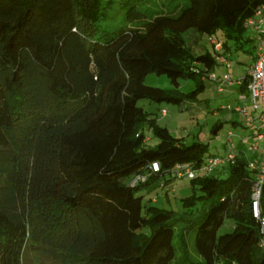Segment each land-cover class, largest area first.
<instances>
[{
    "label": "trees",
    "instance_id": "16d2710c",
    "mask_svg": "<svg viewBox=\"0 0 264 264\" xmlns=\"http://www.w3.org/2000/svg\"><path fill=\"white\" fill-rule=\"evenodd\" d=\"M151 1L0 0V264H21L26 245L53 264H190L181 235L176 257L171 211L136 192L169 185L177 164L197 169L209 154L136 102L205 105L197 94L217 64L202 38L254 59L242 24L262 0ZM148 72L172 89L145 85ZM180 78L194 88L179 92ZM248 161L236 150L227 178H189L208 203L193 226L201 264H264V178L254 216ZM225 218L232 229L216 234Z\"/></svg>",
    "mask_w": 264,
    "mask_h": 264
},
{
    "label": "rangeland",
    "instance_id": "374dc122",
    "mask_svg": "<svg viewBox=\"0 0 264 264\" xmlns=\"http://www.w3.org/2000/svg\"><path fill=\"white\" fill-rule=\"evenodd\" d=\"M151 2L157 3L158 0ZM164 9H173L184 4L183 0H170L162 2ZM159 4V3H157ZM246 33L252 36L250 31ZM253 38V37H252ZM202 40L207 43L206 37ZM231 45L229 51L225 52L228 56L231 65L229 68L216 67L215 74L225 73L229 75L230 81H224L220 84V90L217 89L219 84H215L207 77H203V90L197 94V99L205 102V105L195 109L187 107V102L181 104H172L169 102L154 103L148 99H138L136 105L141 107L148 113L149 117L154 118L156 124L163 126L174 137L181 138L185 144L192 141H199L206 145V153L209 155H221L225 153L226 145V131H231L233 136L231 141L236 145L238 143L235 134L240 132L247 135V130H243L240 124L243 125V118L231 109H225V104L234 106H242L244 103L236 98L234 95L237 82L235 79L243 76L247 70V63L250 55L241 48L234 49L231 40H228ZM251 43L248 44V46ZM255 45V40H253ZM211 48H209L210 50ZM253 51V49H252ZM254 46V55H255ZM253 53V52H252ZM255 57V56H254ZM253 60V59H252ZM143 83L149 86H155L162 89H172V84L164 75H156L153 72H148L143 77ZM194 88V81L191 78L178 79L177 90L179 92H189ZM249 109V106L245 104ZM214 111V112H213ZM163 112V113H162ZM235 120V124H231V120ZM220 122L221 125L213 133L211 128L213 124ZM145 133V144L152 147L156 139L151 135L147 125L143 126ZM245 131V132H244ZM253 136H249L243 143V155L252 158L253 155L264 154V136L257 140V149L255 151L247 150V145L254 141ZM196 175H201L200 170H195ZM214 174L222 179L228 177L229 172L226 166L215 171ZM137 194L142 195V203L147 206L158 207L171 211L174 219V238L173 244L176 249V257L179 256L178 239L180 235L183 239V251L186 253L190 264H201V259L193 247L194 227L200 214L207 207L208 203L205 198H200L201 191L197 185H191L190 180L185 176L175 178L169 185L164 187H157L151 184L146 188L137 190ZM194 196L192 202L183 204V200L187 197ZM191 196V197H192ZM183 199V200H182ZM192 225V226H191ZM232 229V222L225 218L218 227L216 234L230 231ZM181 253V252H180ZM21 264H53L50 260L38 255L28 245L25 246ZM215 264H219L218 262Z\"/></svg>",
    "mask_w": 264,
    "mask_h": 264
},
{
    "label": "built area",
    "instance_id": "2783aa9c",
    "mask_svg": "<svg viewBox=\"0 0 264 264\" xmlns=\"http://www.w3.org/2000/svg\"><path fill=\"white\" fill-rule=\"evenodd\" d=\"M243 28L252 33L255 40V57L248 66L245 74L238 79H235L238 85L244 84L243 91L236 94V98L241 100L244 104L240 106L231 107L225 104V109H231L238 113L243 118V126L248 131L246 136H239V139L245 141L249 136L255 138L254 141L247 145V150L255 151L257 149V140L264 136V0L254 9V11L243 20ZM207 43L211 46L214 60L218 67L229 68L231 62L221 44V42L214 36H206ZM207 78L215 84H219L217 89L220 90V84L224 81L229 82L231 79L229 75L215 74L211 71L207 74ZM249 106V109L245 107ZM163 113V112H162ZM231 131H226V145L225 153L221 155H206L202 163L197 169H193L186 164H177L175 166L176 178L185 176L186 178H193L195 170H200L201 174H212L219 168H223L226 164L232 162L236 153V147L231 137ZM249 169L256 170V181L251 189V203L253 215L256 216L257 200L260 191V183L264 178V154L259 155L256 159L250 160L247 163ZM154 169L156 167L154 166ZM143 177L136 176L131 184L138 180H143ZM262 230L264 225L262 222ZM260 245L264 247V240L260 241Z\"/></svg>",
    "mask_w": 264,
    "mask_h": 264
},
{
    "label": "crops",
    "instance_id": "0c3cea01",
    "mask_svg": "<svg viewBox=\"0 0 264 264\" xmlns=\"http://www.w3.org/2000/svg\"><path fill=\"white\" fill-rule=\"evenodd\" d=\"M246 31H249V30H246ZM249 36L252 37L250 34H249ZM225 52H227V51H225ZM251 62H252V60H251V57H250V59H249V61H248V63H247V68H248V66L251 64ZM218 74H220V73H218ZM218 74H217V75H218ZM239 86H240V85H237V88H236V91H235L234 95L237 94L238 92H241V90H239ZM213 112H214V111H213ZM230 123H231V124H235L236 121L233 119V120L230 121ZM240 125H241V127L243 128V130H245V129H244V126H243L242 124H240ZM245 131H246V130H245ZM245 131H244V132H245ZM247 134H248V131H247ZM235 136H236V140H237L236 143H238V144L235 145L236 150H238L240 153H243V152H244V149H243L242 143H243L244 141L240 140V139H239V136H240V137H241V136H246V134L240 132V133H238V134H235ZM258 156H259V155H253L252 158L246 157V159H248V160H252V159H256ZM244 157H245V156H244ZM216 171H220V168H219L218 170H216Z\"/></svg>",
    "mask_w": 264,
    "mask_h": 264
}]
</instances>
